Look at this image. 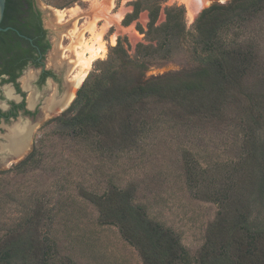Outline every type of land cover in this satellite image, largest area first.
Here are the masks:
<instances>
[{"label": "rangeland", "instance_id": "1", "mask_svg": "<svg viewBox=\"0 0 264 264\" xmlns=\"http://www.w3.org/2000/svg\"><path fill=\"white\" fill-rule=\"evenodd\" d=\"M134 1L137 0H35L51 40L45 63L50 66L55 61L60 65L64 61L66 65L60 66H67L64 78L68 83L80 71L71 67L73 48L80 46L77 48L80 53L85 44L100 35L98 44L105 50L90 63L86 77L63 112L72 105L86 80L100 73V62L109 58L118 40L130 59L136 58L139 44H148L145 35L137 30V26L144 32L147 30V11H142L128 26L122 25ZM229 1L204 0L194 19L188 16L184 0H166L164 5L183 8L186 30L193 32L203 9L212 3ZM58 14L65 15V23H57ZM252 18L242 34L255 45L260 78L264 80V6ZM164 20L160 12L156 26ZM73 31L82 35L80 40L84 44H78L80 40L74 36L69 37ZM233 32L229 31L230 36ZM54 56L58 58L53 61ZM190 57V48L185 45L171 59L147 64L144 77L185 71L192 66ZM130 67L126 65L125 73L132 76L133 73L128 72ZM61 114L59 111L40 117L29 148L13 156L15 158L6 156L8 160L0 164V237L39 214V220L35 221L39 237L48 244L55 242L61 258H70L74 264H142L137 250L124 240L119 228L104 223L96 206L86 199L88 194L101 196L114 188L132 186L134 200L144 207L148 218L172 229L184 248L195 257L220 208L203 193L206 190L202 186L195 188L187 181L186 168H192L199 182H213L210 185L213 190L235 179L234 167L247 158L248 129L241 110L225 108L215 121L188 118L169 104L149 102L137 118L141 133L125 146L115 144L110 138H73L59 122L45 123ZM256 132L258 142L263 145L264 128ZM33 149L37 151L33 166L23 172L15 170V164ZM250 218L257 226L263 224L259 205L251 206Z\"/></svg>", "mask_w": 264, "mask_h": 264}, {"label": "trees", "instance_id": "2", "mask_svg": "<svg viewBox=\"0 0 264 264\" xmlns=\"http://www.w3.org/2000/svg\"><path fill=\"white\" fill-rule=\"evenodd\" d=\"M165 2L131 3L132 11L122 25L128 26L147 11V30L139 26L137 30L148 44H139L136 58L130 59L118 40L109 58L100 62V73L86 80L69 109L52 121L59 122L73 138H110L125 146L141 133L137 118L149 102L169 104L188 118L215 121L225 108H239L248 129L247 158L234 167L235 181L213 190V182H199L192 168H186L187 181L195 188L202 186L206 190L203 193L220 208L195 257L172 229L148 218L144 207L135 202L132 186L114 188L101 196L88 194L86 199L96 206L104 223L119 228L124 240L137 250L142 264H264V143L256 138V131L264 128V80L260 78L255 45L242 34L252 17L262 11L264 0L211 4L199 14L193 32L186 30L183 8L165 6ZM160 12L165 20L156 26ZM20 30L27 31L24 27ZM185 45L190 48L189 69L144 77L147 64L171 59ZM126 65L131 66L128 72L132 76L125 73ZM36 157L37 151L31 150L15 170L23 172L32 167ZM253 204L263 212V224L258 226L250 218ZM39 216L0 237V264H74L70 258L58 256L55 242L48 244L40 239L35 222Z\"/></svg>", "mask_w": 264, "mask_h": 264}, {"label": "flooded vegetation", "instance_id": "3", "mask_svg": "<svg viewBox=\"0 0 264 264\" xmlns=\"http://www.w3.org/2000/svg\"><path fill=\"white\" fill-rule=\"evenodd\" d=\"M0 27L8 28L0 32V164H2L4 159L8 160L6 156L13 157L11 154L13 140L21 138L35 126L30 134L31 143L32 133L38 126L40 117L46 116L43 113L44 107L52 100L54 102L61 100L70 84L64 78L67 68L63 67L66 65L64 61L60 60V65H63L60 66L54 61L58 57L54 56L53 65L48 66L45 63L51 48V40L35 0H9L7 9L5 3ZM22 27L27 31L22 32L20 30ZM64 109L61 110L62 113ZM52 114L54 113L47 116Z\"/></svg>", "mask_w": 264, "mask_h": 264}, {"label": "bare ground", "instance_id": "4", "mask_svg": "<svg viewBox=\"0 0 264 264\" xmlns=\"http://www.w3.org/2000/svg\"><path fill=\"white\" fill-rule=\"evenodd\" d=\"M184 1L186 2V5H187L188 16L191 19H194L196 14L202 8L204 0H184ZM75 14L73 15V17L75 16ZM57 17H58L57 18V23H63L65 21V15L64 14H58ZM73 36L77 40H80V38L82 39V35H78L75 31H73L72 34L69 35L70 38L71 37L73 38ZM93 39H94V41H90L89 44H85L82 52L79 53L77 51V48H79L80 46L76 47V48H73L71 50L74 53V60L71 62V64H72L71 67L79 68L80 71L73 77L72 81L69 83L70 86H69L65 96L61 100H59L57 102H54L52 100L51 103H48L44 107V109H43L44 115H48V114H51V113L59 112L62 109H64L71 102V100L74 97L75 90L78 88L79 84H81V82L84 80V78L86 77V75L88 73V69H89L90 63L93 60H95L96 58H99L100 57L99 56L100 53L105 51L103 46L98 44L100 42L101 36L97 35ZM77 40L75 41L76 43L78 42ZM81 41L82 40H80L79 41L80 43L78 42V44H82L83 42H81ZM113 43H114V40L112 41V44ZM96 45H97V47H96ZM76 46H78V45H76ZM17 127H18V125H17ZM33 128H34V126L27 132V134L21 136V138L13 140V142L11 143V147H12V153L11 154H12V156L20 154L28 146L29 139H30V134H31ZM9 138H11V137H9Z\"/></svg>", "mask_w": 264, "mask_h": 264}, {"label": "water", "instance_id": "5", "mask_svg": "<svg viewBox=\"0 0 264 264\" xmlns=\"http://www.w3.org/2000/svg\"><path fill=\"white\" fill-rule=\"evenodd\" d=\"M5 3H6V0H0V23L2 21V18H3V15H4V11H5ZM8 28L6 29H2L0 27V32H3V31H6Z\"/></svg>", "mask_w": 264, "mask_h": 264}]
</instances>
